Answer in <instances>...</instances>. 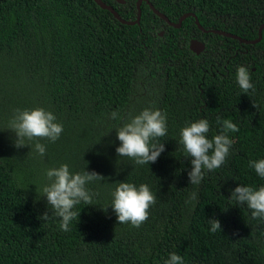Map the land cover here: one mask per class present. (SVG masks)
Segmentation results:
<instances>
[{"label":"trees","instance_id":"1","mask_svg":"<svg viewBox=\"0 0 264 264\" xmlns=\"http://www.w3.org/2000/svg\"><path fill=\"white\" fill-rule=\"evenodd\" d=\"M150 2L264 24V0ZM141 8L0 0V264H264V29Z\"/></svg>","mask_w":264,"mask_h":264},{"label":"water","instance_id":"2","mask_svg":"<svg viewBox=\"0 0 264 264\" xmlns=\"http://www.w3.org/2000/svg\"><path fill=\"white\" fill-rule=\"evenodd\" d=\"M98 5H100L103 9H107L109 11H111L114 16L120 21L122 22L123 24H128V25H134V24H139L140 23V19H141V16H142V8H141V4L143 1H146L148 2V4L150 5L151 9L158 15L160 16L162 19L166 20L169 24L173 25V26H180L182 21L184 19H186V17H189V16H193L196 23L198 24V27L204 31V32H213V33H217L219 35H223V36H226V37H231V38H234V39H238L240 41V43L242 44H254V43H257L259 42L261 39H262V32H263V29H264V24H262L259 28V35L257 38L255 39H246V38H243L237 34H234V33H231V32H227V31H224V30H220V29H206L202 26V24L200 23L197 15L193 12H187L185 14H183L180 18H179V22L178 23H175V22H172L170 20V18H168V16H166L164 13H162L160 10H158L151 2L150 0H138L137 2V9H138V12H137V17L135 20H126L124 19L120 14L119 12L111 5L107 4L106 2H104L103 0H95ZM120 1V0H119ZM122 2V1H120ZM191 49L196 51V52H199L200 49L198 47H200L201 49H203L205 47V44L198 41V40H192V43H191Z\"/></svg>","mask_w":264,"mask_h":264},{"label":"flooded vegetation","instance_id":"3","mask_svg":"<svg viewBox=\"0 0 264 264\" xmlns=\"http://www.w3.org/2000/svg\"><path fill=\"white\" fill-rule=\"evenodd\" d=\"M119 3H125L126 1L125 0H120V1H122V2H120L119 0H117ZM143 3V2H142ZM166 21V20H165ZM184 21V20H183ZM183 21H182V23H183ZM167 22V21H166ZM173 22V21H172ZM179 22V21H178ZM177 22V23H178ZM182 23H181V25L180 26H173V25H171V24H169L168 22H167V25H170V26H173V27H175V28H180L181 26H182ZM195 23H196V21H195ZM197 24V23H196ZM197 26H198V24H197ZM199 28V27H198ZM200 29V28H199ZM160 35L161 36H165V30H161V32H160ZM198 40V41H200V42H202V43H204L205 44V47L203 48V49H201L200 47H198L199 49H200V51L199 52H196V51H194L193 50V52H195L196 54H198V55H200V54H202L203 52H205L206 51V43L205 42H203L202 40H200V39H197V38H192V39H190V41H189V46L191 45V43H192V40ZM190 48H191V46H190ZM226 60V62H229V59L228 58H226L225 59ZM211 66L212 67H214V64L213 63H211ZM226 66H224V68H225ZM220 72V67L218 66V67H216L215 68V72H214V74H216V73H219Z\"/></svg>","mask_w":264,"mask_h":264}]
</instances>
